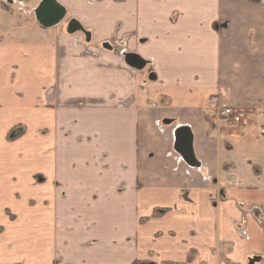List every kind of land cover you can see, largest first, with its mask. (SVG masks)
Masks as SVG:
<instances>
[{
  "label": "crops",
  "instance_id": "obj_1",
  "mask_svg": "<svg viewBox=\"0 0 264 264\" xmlns=\"http://www.w3.org/2000/svg\"><path fill=\"white\" fill-rule=\"evenodd\" d=\"M54 1L90 33L64 17L0 33V115L18 116L1 132L38 127L50 168L1 169L0 264H264V199H249L264 194V0ZM219 92L238 125H219ZM182 126L198 166L175 148Z\"/></svg>",
  "mask_w": 264,
  "mask_h": 264
},
{
  "label": "rangeland",
  "instance_id": "obj_2",
  "mask_svg": "<svg viewBox=\"0 0 264 264\" xmlns=\"http://www.w3.org/2000/svg\"><path fill=\"white\" fill-rule=\"evenodd\" d=\"M45 1L46 0H0V33L3 37L7 39L31 40L39 38L42 34L41 32H43L42 30L44 29V24H42L38 17V10ZM63 21L64 25L67 26V24L71 21L70 15L65 16ZM137 72L143 79H149L151 75L149 64L147 63L143 69H137ZM32 108L37 109L36 107ZM82 113L83 112H79L77 114L79 117H75H78L79 120L83 119L84 116L81 115ZM31 116L32 118H37V113L32 114ZM17 117V115L11 114L0 115V161L3 159L6 161L3 163L0 162V171L1 169L2 171L14 169L12 170L14 172L18 170L23 172H33L37 181H44V178H40L38 176L44 173L45 169H47L46 172L49 171V163H46L47 166L39 163V147L34 144L38 142L39 133H42V131L40 132L38 127L32 128L31 130L29 127L28 129L30 131L25 134V124L20 123L19 125L14 126L12 130L4 133L1 132L4 129L3 119L9 120ZM68 130L71 129L69 128ZM50 154H54V150L50 151V148H46V156L48 155L50 157ZM12 158H15V161H12ZM254 171L257 175H260L261 173L264 174V167L260 168L257 166ZM259 175L254 177L255 180L258 181V184L254 183L253 185L264 187V176ZM6 182L7 176L1 175L0 173V188H5ZM252 191L253 195L249 197L252 201H261L264 199V194L259 192V189H252ZM142 264L148 263L144 262Z\"/></svg>",
  "mask_w": 264,
  "mask_h": 264
},
{
  "label": "water",
  "instance_id": "obj_3",
  "mask_svg": "<svg viewBox=\"0 0 264 264\" xmlns=\"http://www.w3.org/2000/svg\"><path fill=\"white\" fill-rule=\"evenodd\" d=\"M64 14V8L54 0H46L38 10L40 21L47 26L59 22ZM125 59L129 65L136 69H143L147 64V60L138 53H127ZM175 148L190 165H199L193 148L192 131L189 127L182 126L175 131ZM258 260H260V257L257 256L251 261V264Z\"/></svg>",
  "mask_w": 264,
  "mask_h": 264
},
{
  "label": "built area",
  "instance_id": "obj_4",
  "mask_svg": "<svg viewBox=\"0 0 264 264\" xmlns=\"http://www.w3.org/2000/svg\"><path fill=\"white\" fill-rule=\"evenodd\" d=\"M209 104L215 110L218 123L222 127L236 126L244 117V111L232 105L224 92L213 94L209 99Z\"/></svg>",
  "mask_w": 264,
  "mask_h": 264
},
{
  "label": "flooded vegetation",
  "instance_id": "obj_5",
  "mask_svg": "<svg viewBox=\"0 0 264 264\" xmlns=\"http://www.w3.org/2000/svg\"><path fill=\"white\" fill-rule=\"evenodd\" d=\"M76 18H71V21L67 24L66 28L68 31L76 30V28L81 29L85 32V34H89L90 32L87 31L85 27Z\"/></svg>",
  "mask_w": 264,
  "mask_h": 264
},
{
  "label": "trees",
  "instance_id": "obj_6",
  "mask_svg": "<svg viewBox=\"0 0 264 264\" xmlns=\"http://www.w3.org/2000/svg\"><path fill=\"white\" fill-rule=\"evenodd\" d=\"M255 1H258V0H255ZM256 166H254V168H255ZM157 214H159V212L158 211H156L155 213H154V215H157ZM142 263H144V262H141V261H134L132 264H142Z\"/></svg>",
  "mask_w": 264,
  "mask_h": 264
}]
</instances>
